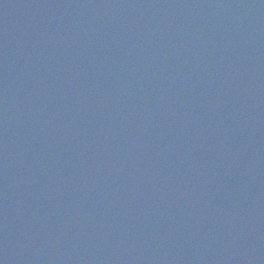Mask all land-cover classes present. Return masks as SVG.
I'll use <instances>...</instances> for the list:
<instances>
[{
  "label": "water",
  "instance_id": "water-1",
  "mask_svg": "<svg viewBox=\"0 0 264 264\" xmlns=\"http://www.w3.org/2000/svg\"><path fill=\"white\" fill-rule=\"evenodd\" d=\"M0 264H264V0H0Z\"/></svg>",
  "mask_w": 264,
  "mask_h": 264
}]
</instances>
